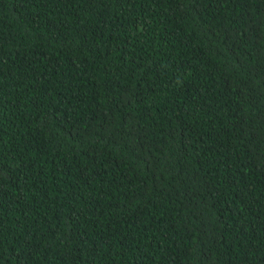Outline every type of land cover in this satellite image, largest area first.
I'll use <instances>...</instances> for the list:
<instances>
[{
    "label": "trees",
    "instance_id": "trees-1",
    "mask_svg": "<svg viewBox=\"0 0 264 264\" xmlns=\"http://www.w3.org/2000/svg\"><path fill=\"white\" fill-rule=\"evenodd\" d=\"M0 264H264V0H0Z\"/></svg>",
    "mask_w": 264,
    "mask_h": 264
}]
</instances>
